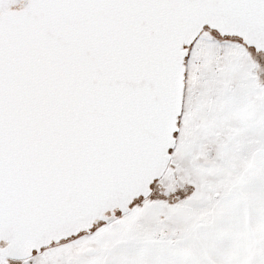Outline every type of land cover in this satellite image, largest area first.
I'll return each instance as SVG.
<instances>
[{
    "label": "snow or ice",
    "instance_id": "snow-or-ice-1",
    "mask_svg": "<svg viewBox=\"0 0 264 264\" xmlns=\"http://www.w3.org/2000/svg\"><path fill=\"white\" fill-rule=\"evenodd\" d=\"M0 264H264V0H0Z\"/></svg>",
    "mask_w": 264,
    "mask_h": 264
}]
</instances>
